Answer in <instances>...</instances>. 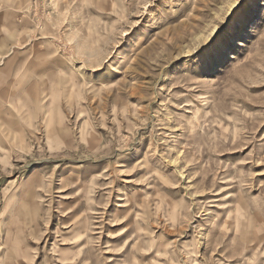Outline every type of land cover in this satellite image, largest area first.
<instances>
[{
    "label": "rangeland",
    "instance_id": "obj_1",
    "mask_svg": "<svg viewBox=\"0 0 264 264\" xmlns=\"http://www.w3.org/2000/svg\"><path fill=\"white\" fill-rule=\"evenodd\" d=\"M7 2L57 72L0 131V264H264V0Z\"/></svg>",
    "mask_w": 264,
    "mask_h": 264
},
{
    "label": "crops",
    "instance_id": "obj_2",
    "mask_svg": "<svg viewBox=\"0 0 264 264\" xmlns=\"http://www.w3.org/2000/svg\"><path fill=\"white\" fill-rule=\"evenodd\" d=\"M14 7L8 2L0 6V102L7 110L0 112V131L22 141L32 134L33 100L46 91L43 80L34 82V78L56 75L57 70L49 61L42 64L32 58V24L18 20ZM16 103L20 108L13 105L11 111L10 105Z\"/></svg>",
    "mask_w": 264,
    "mask_h": 264
}]
</instances>
